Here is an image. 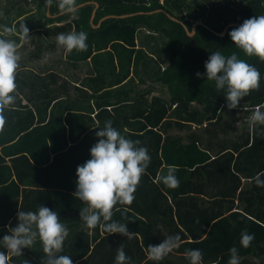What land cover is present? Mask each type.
Listing matches in <instances>:
<instances>
[{
	"label": "trees",
	"instance_id": "trees-1",
	"mask_svg": "<svg viewBox=\"0 0 264 264\" xmlns=\"http://www.w3.org/2000/svg\"><path fill=\"white\" fill-rule=\"evenodd\" d=\"M76 2L78 7L83 6L75 13L61 15L57 3L48 8L44 0H39V14L44 18L42 23L47 27L51 24L63 26L75 22L80 31L102 33L110 38L114 37L112 40L121 32H127L126 35H131L134 39L132 31L145 28L149 33L162 34L166 39L164 48L167 66L161 65V74L154 82L167 89L171 96L169 106L158 98L151 104L143 100L141 112L124 113L122 110H129L126 105L131 104L128 103L120 105V108L102 105L97 114L101 119L106 118L101 124L102 127L110 120L123 134L122 122L127 121V118H138L145 134L137 137L131 134L125 136L139 141V146L150 151L155 148L152 145L155 138L150 135L157 134L154 129L166 120L167 111L175 114L182 111L190 115L193 113L191 105L197 104L204 107L210 115L203 117L204 120L201 121L215 126L214 135L218 138L207 149H202L204 145L200 146L202 140L200 144L192 143L191 140L187 142L195 148V152H191V156L186 157V160L194 167L191 170V178L200 176L199 180L195 181L196 186L188 179L179 180L178 187H165L160 180V174L168 166H164L161 157L151 159L137 186L132 204L114 206V219L127 223L129 231L136 233L134 238L128 239L122 234H108L99 226L87 231L73 230L70 231L71 239L68 245L60 254L71 256L74 264H115L117 248L124 245L132 264H189L186 258L187 250L201 249L202 264H226L230 258L227 250L235 246L239 249V255H249L251 252L264 264V202H259L260 186L256 182L257 177L264 180V126H249L252 113L257 108L264 111V60L255 56L249 57L235 47L228 33L239 26L229 27L227 34L220 36L229 25H241L245 19L264 15V0ZM49 11L52 17L48 16ZM127 15L129 17L122 18ZM108 16L118 18L108 19L97 28L101 20ZM171 17L176 18L178 22L173 21ZM197 22L204 25H198L195 34L191 36L190 33ZM216 50H222L226 55L237 52L241 59L254 64L262 73L259 89L252 90L248 96L243 97L237 109L227 108L225 91H217L213 81H207L206 76H196L197 72L206 73L205 61L211 52ZM102 62L99 61V64ZM27 67L25 69H28ZM28 70L35 73L34 70ZM92 74L97 77L100 75L99 72ZM22 82L25 84L23 92L29 100L27 105H21V101L16 99L15 105L0 113L9 123L8 132L17 133L16 138L20 139L16 148L12 149L13 152H0V201L4 200V191L9 187L14 191V195L18 196L21 203L19 209L36 211L40 205H44L55 210L66 226L75 227L80 219V208L85 206L73 195L76 191V170L78 165L90 159V149L98 139L96 131L90 130L78 143L63 150L57 147L51 153L50 141H46L49 136L46 137L45 134L50 126L43 124L41 117L49 112L52 98L58 96L53 97L52 92L46 90L39 91L31 80L25 79L21 80ZM127 96L124 90L120 98ZM37 102H42L46 108L41 106L33 111V105ZM78 105L81 107L83 103L79 102ZM113 110L121 113L116 114ZM136 110L139 108L133 111ZM81 116L74 115V118ZM174 122L179 123H172ZM58 124L63 128L62 118ZM217 131L221 132V136ZM157 139L156 149H160L162 136L158 134ZM52 141L56 147L60 139L53 137ZM181 143L184 145L185 140ZM174 145L175 143L169 151L176 150ZM48 157L51 158L50 162H47ZM174 160L177 163L181 161L180 157L172 159ZM178 170L182 171V168ZM204 203L207 208H203ZM116 208L120 211H115ZM3 211L4 208L0 204V217ZM17 222L16 214L10 224L15 226ZM6 226L7 224L0 225V237L7 234ZM245 230L254 234V239L248 247H243L240 243L241 233ZM177 233L181 236L178 248L162 261L148 259V245H158L167 236ZM0 251L7 253V249L3 247H0ZM10 254L7 253V258ZM20 255H24L25 262L15 264H44L46 259L42 244H37L36 249H23ZM6 264H9L7 260Z\"/></svg>",
	"mask_w": 264,
	"mask_h": 264
},
{
	"label": "rangeland",
	"instance_id": "rangeland-1",
	"mask_svg": "<svg viewBox=\"0 0 264 264\" xmlns=\"http://www.w3.org/2000/svg\"><path fill=\"white\" fill-rule=\"evenodd\" d=\"M38 4L39 0H0V34H3V26H16L19 28L20 24H24L26 27H28L27 25H34L32 28H28L30 38L26 40L22 39L18 32L5 35H10L8 38H13L17 41L18 54L21 57L16 70L15 80L17 85L15 91L18 93L17 100L21 101L20 104L27 105L29 101L27 94L23 92L25 84L24 82L21 83V80L25 79L35 83V88L39 89V91L46 90L49 93L52 92V96L57 95L59 97L62 95L61 97H63V99L58 98L57 104L49 107V112L41 117L42 123L50 126L45 134L46 137L47 135L49 136L46 141H50L51 153L57 147L63 150V148L66 149L78 143L90 130L95 129L97 131L102 128L101 124L106 118L101 119L100 116H97L98 108H101L102 105L108 108H115V106L120 108V105L128 103L131 105H126L129 110H122L124 113L141 112V106H144L141 104L143 100L151 104L152 101L155 102L158 98L169 106L171 101L170 94L164 87L154 82L157 76L161 74V65L167 66L164 48L166 39L162 34H152L145 28H138L134 32L132 31L134 39L131 35H126L128 34L127 32H121L112 40L114 37L110 38L102 33L86 32L88 34L86 41L88 47L84 50L73 49L68 52L63 46L57 44L56 36L58 33L79 32L80 30L76 28V23L72 22L63 26L51 24L46 27L42 23L44 18L39 14ZM102 59H104L103 62ZM99 61L102 63L99 64ZM25 67L32 71L34 70L35 73L30 72ZM19 71L21 72L18 75ZM98 72L100 74L99 77L96 74H92ZM107 90L110 91L108 92ZM124 90L128 96L120 98ZM62 100L63 128H60L58 124L60 118L55 116V112H57L56 109L58 110L61 107ZM79 102L83 103L81 107L78 105ZM41 106L46 108L42 105V102H37L33 105L32 110L36 111ZM137 107L139 110L133 111ZM191 110H193V113H190V115L184 114L182 111H178V114L167 111L166 120L162 124L156 125L154 129L157 134L150 135L153 136V139L155 138L152 144L155 148L154 150L150 149L148 152L151 159L157 156L158 158L161 157L164 166L180 165L176 166L182 168V171L178 170L176 173L178 179L183 181L189 179V181L195 183L200 176H192L193 178H191V170L194 167L189 160H186V157L191 156V152H195V148L193 144L189 143V145L187 142L191 140L190 142L192 143L198 142L200 144V140H202L203 143L201 141L200 146L204 145L205 147L202 146V149H207L209 145L212 146L214 144L218 136L214 135L215 126H211L208 124L209 122L201 121L204 120L203 117L210 116L204 107L193 104L191 105ZM113 111L116 114L121 113L120 111ZM74 115L82 116L74 118ZM173 121H178L179 123L174 122V124L172 123ZM141 123L138 118H132L131 120L127 118V121L122 122L123 128H121V131L123 135L130 136L131 134L137 137L145 134V129ZM8 124L4 120L3 125L0 126V152L2 154L5 151L13 152L12 149L16 148V144H19L20 141L19 137L16 138L17 133L8 132ZM220 131L216 133L221 136ZM158 134L162 136L160 149H156ZM53 137L60 139L56 147L53 145ZM183 140H185L184 145L181 143ZM174 143L176 150L173 152L169 151ZM178 157L181 159L179 163L176 161L178 159L172 161V159ZM6 158L9 160L8 156ZM51 158L48 157L47 162H50ZM162 174H167V168L162 171L160 176ZM259 188V202L263 203L264 186ZM4 194V200L0 201L1 207L4 208L1 214L2 217H0V225H9L16 216L21 203H19L18 196L14 195V191L9 187L8 190L4 191ZM67 227L69 235L64 242L63 250L71 239L70 231L90 230L82 224L80 219L75 227H71V225H67ZM34 243L35 245L33 244L30 248L36 249L37 244H42L39 238ZM227 251L229 252V250ZM239 259L240 264H261L260 260L254 257L251 252H249V255H239ZM23 261L25 262L24 255L20 254L11 253L7 258L9 264ZM228 261L226 264H228ZM24 264L31 263L26 262Z\"/></svg>",
	"mask_w": 264,
	"mask_h": 264
},
{
	"label": "clouds",
	"instance_id": "clouds-1",
	"mask_svg": "<svg viewBox=\"0 0 264 264\" xmlns=\"http://www.w3.org/2000/svg\"><path fill=\"white\" fill-rule=\"evenodd\" d=\"M53 3L61 14H72L77 11L76 0H44V4L51 8ZM19 33L22 39L30 38L29 29L24 24L2 27L0 34V113L13 106L18 93L16 70L21 59L18 54V44L10 35ZM228 35L235 47L242 50L249 57L255 56L264 60V15L245 19L243 23L232 29ZM88 34L84 31L58 33L56 41L66 51L73 49L84 50L88 47ZM206 73L197 72L199 78L207 77L213 81L217 91L224 90L226 106L229 110L237 109L243 97L252 90L259 89L262 73L247 60L241 59L237 52L230 55L222 50L212 51L205 61ZM4 117L0 114V126ZM250 128L264 126V111L257 108L249 118ZM97 142L90 149V159L78 165L76 170V199L85 204L80 208V221L89 228L97 226L108 234H122L128 239L136 236L130 232L127 223L114 219V206L131 205L135 200V193L142 175L145 174L150 162L146 147L139 146V141H133L123 135L112 121H106L102 128L95 132ZM178 169L169 165L167 174L160 179L170 188L179 185L176 175ZM259 186H264V180L256 178ZM115 211H120L116 208ZM15 226L7 225L8 232L0 237V247L7 249V253L20 254L25 248H30L37 238L43 245L46 256L44 264H74L69 255L60 254L69 235L68 227L60 220V215L47 206L40 205L36 211L19 209ZM254 239V234L245 230L241 233L240 243L248 247ZM180 234L167 236L158 245L147 246L148 259L162 261L180 246ZM228 264H240L239 249L235 246L229 249ZM7 253L0 251V264H6ZM189 264H202L201 249H189L186 253ZM115 264H132V259L126 254L124 245L117 248Z\"/></svg>",
	"mask_w": 264,
	"mask_h": 264
},
{
	"label": "water",
	"instance_id": "water-1",
	"mask_svg": "<svg viewBox=\"0 0 264 264\" xmlns=\"http://www.w3.org/2000/svg\"><path fill=\"white\" fill-rule=\"evenodd\" d=\"M82 6H83V5L77 7V9L80 8V7H82ZM97 8H98V5H97ZM61 15H64V14H61ZM95 15H96V11H95L94 14H93L92 22H93V20H94V18H95ZM48 16H49V17H52V16L50 15V11L48 12ZM130 16H131V15H130ZM55 17H57V16H55ZM127 17H129V16H128V15H127V16H122V18H127ZM115 18H118V17H116V16H108V17L104 18V19L99 23V25L97 26V28L101 27V25H102V23H103L104 21H106V20H108V19H115ZM171 19H172L173 21H175V22H178V20H177L176 18L171 17ZM198 25H204V23H202V22H197V23L194 25V27H193V32L190 33L191 36H193V35L195 34V32H196V28H197ZM231 26H240V25H239V24H235V25L232 24V25H229V26L225 29L224 33L221 34L220 36H225V35L227 34L228 28L231 27Z\"/></svg>",
	"mask_w": 264,
	"mask_h": 264
},
{
	"label": "crops",
	"instance_id": "crops-1",
	"mask_svg": "<svg viewBox=\"0 0 264 264\" xmlns=\"http://www.w3.org/2000/svg\"><path fill=\"white\" fill-rule=\"evenodd\" d=\"M103 20V19H102ZM101 20V21H102ZM61 77V76H60ZM62 78V77H61ZM166 89V88H165ZM167 90V89H166ZM62 96V95H61ZM61 96H59V97H54L53 98V102H52V104H51V106L53 105V104H57V102H58V98L59 99H63V97H61ZM61 101V100H60ZM50 106V107H51ZM56 111L57 112H55L56 114H55V116H57V117H59V118H62V121H63V115H62V113H63V100H62V102H61V107H59L58 108V110L56 109ZM175 166H180V165H175ZM177 169H179V167H177ZM211 189V188H210ZM206 207V203H204V206H203V208H205ZM207 208V207H206Z\"/></svg>",
	"mask_w": 264,
	"mask_h": 264
}]
</instances>
